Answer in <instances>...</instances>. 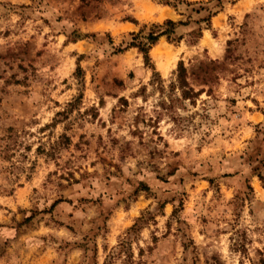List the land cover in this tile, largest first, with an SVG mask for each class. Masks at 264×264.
I'll list each match as a JSON object with an SVG mask.
<instances>
[{
	"label": "rangeland",
	"instance_id": "obj_1",
	"mask_svg": "<svg viewBox=\"0 0 264 264\" xmlns=\"http://www.w3.org/2000/svg\"><path fill=\"white\" fill-rule=\"evenodd\" d=\"M44 2L39 0L40 4ZM118 6V0H47L46 9L50 15L40 16L37 24L34 13L44 10L37 6V0H0V66L6 69L0 73L6 85L0 89V121L3 122L0 127L4 128L9 139L18 132L26 133L29 127L35 129L31 135L37 137L33 144L25 145V151L35 157L30 165L31 174L17 186L19 191L13 190L10 195L15 194L18 199L27 201L39 189L49 196L53 191L59 193L50 200L42 195L36 204L43 202L45 207L25 221V225L34 223L36 216H40L39 238L29 239L33 247L43 248L41 264H109L110 258L115 264V259L120 255L128 259L129 254L124 251L127 244L121 238L131 237L138 226L145 222L150 224L155 221L159 225L162 215L169 214L173 218L177 215L187 217L183 223L191 228V232L184 233V239L177 244V248L191 255L193 264H245V261L248 264H264V237L259 229L249 231L245 225L235 241L229 236L213 246L206 242L204 232L199 227V224L207 223L208 217L197 216L195 212L201 196L211 197L219 192L224 199L232 200L230 185L236 183L235 177L239 174L234 171L239 167L237 153L239 162L249 169L248 178L242 182L244 193L250 194L247 198L251 201L264 195V106L257 97L248 98L246 110L242 112V126L229 128L228 124H222L221 118L218 123L222 126L215 132V141L208 145L219 156L218 160L210 163L208 171L211 175L201 176L193 170L190 175L180 176L179 183L183 185L187 181L188 185L179 201L175 195L171 199L164 195L169 188L162 191V186L175 183L174 178L179 171L176 164L164 169L144 166L143 174L137 172L135 179L124 176L123 165L128 163V155L132 152L137 156L143 155L144 140L139 139L135 128L128 132V136L135 140V146L125 138L122 124L126 119L122 114L129 111L131 95H120L117 100L115 93L127 92V85L138 78V56L141 51L129 46L131 43L121 41L119 45L116 44L121 29L112 14ZM142 11L149 15L152 13L149 7ZM208 22L213 27L219 24L222 30L225 28L215 16L210 17ZM41 25L40 31H36ZM54 27L59 30H54ZM101 32L107 37V43L114 45L112 50H105L112 60L89 63L99 50V44L95 42L97 34ZM220 34L218 31L215 36L199 41L202 54L209 57L214 54L218 46L215 38ZM100 55L103 56L104 52H100ZM150 55L154 58L155 67L167 74L172 61L178 55L183 56V52L180 49L173 52L167 44L162 46L156 40ZM192 55H198L195 46ZM200 59H203V55H200ZM37 62L39 68L36 67ZM180 63L187 67L184 59ZM9 66L15 69L11 74ZM87 68L92 71H87ZM21 73L24 75L21 76ZM70 78L77 85L83 81L85 90H77L74 96L65 99L64 88L60 87L58 94L57 87L58 84L67 85L68 89H72ZM89 84L94 85L91 90L87 87ZM47 88L52 90L49 107L42 103ZM97 88L110 89L111 92L105 91L104 96L92 104ZM110 94L120 105L119 109L109 108L108 118L98 127H92L102 119ZM203 95H211V90L205 93L201 89L196 93L193 89L185 97L195 106ZM230 103L236 105L237 101L231 99ZM6 105H11L10 112L3 110ZM37 106L40 110L34 111ZM77 109L79 113L70 121L69 117ZM28 112H31V116ZM12 113L17 114L18 118L23 117V127L9 118ZM84 119H87V124L76 122ZM132 119L137 121L139 117ZM158 128V124L153 128V136L163 141V134L156 135ZM77 129H80L78 134ZM212 134L209 132L206 135ZM142 135L139 133V136ZM46 140L52 143L48 144ZM97 144L100 147L109 145L112 155L123 163L110 158L107 151L98 158L90 159L89 153L100 151ZM73 145L77 152L86 150L75 171L69 170L72 161L67 151ZM165 147H172L176 156L181 155L179 144L166 142ZM61 149H64L63 153ZM58 155L67 157L64 168L60 167ZM147 155L152 156V152ZM140 163L133 157L129 167ZM95 168L101 169L96 178L99 187L91 193L76 196L75 193L85 187L93 188L86 181ZM29 182L33 185L30 192L27 191ZM77 185H80V189L76 188ZM75 205H79L75 210L83 213V218L70 219L75 216V211L67 212L66 208ZM153 205L161 214L151 215ZM254 212L264 214V204L257 201ZM249 214H253L252 210ZM174 222L165 221L168 233H171ZM136 255H143V249L139 253H131L132 257ZM188 255H184L183 259H188Z\"/></svg>",
	"mask_w": 264,
	"mask_h": 264
},
{
	"label": "clouds",
	"instance_id": "obj_2",
	"mask_svg": "<svg viewBox=\"0 0 264 264\" xmlns=\"http://www.w3.org/2000/svg\"><path fill=\"white\" fill-rule=\"evenodd\" d=\"M118 3L119 6L112 14L121 29V33L116 38V44L119 45L121 41L125 44L134 43L137 48L143 49L138 56L140 64L138 78L127 85V92L115 93L117 100L120 95H131L129 111L122 114L126 119V122L122 124L125 129V138L135 146V140L128 136V132L135 128L139 139L144 140L143 155L137 156L135 152L128 155V163L123 165L124 176L135 179L137 172L143 174L144 166L149 169H164L168 165L176 164L179 171L174 178L175 183L171 186H162V191L164 188H169L164 195L169 199L175 195L179 201L183 190L188 185L187 181L183 185L179 183L180 176L190 175L193 170L198 171L201 176L211 175L208 171L210 163L214 159L218 160L219 156L208 148V145L215 141L217 128L222 124H228L229 128L233 125L242 126V112L246 110L250 97H257L264 106V0H118ZM46 4L47 0L44 4H40L37 0V6L44 9L34 13L37 24L40 16L50 15ZM145 7L152 9L150 15L142 11ZM213 16L224 24L223 30L219 24L213 27L208 22ZM41 27L42 25L37 27L36 31L39 32ZM54 30L59 29L54 27ZM218 31L221 34L215 38L218 46L214 54L211 57L202 54L199 41L202 38L215 36ZM150 35L156 37L162 46L167 44L173 52L177 49L183 52V56L178 55L172 61L167 74L161 73L155 67L154 58L150 55L153 47V41L149 39ZM95 43L99 44V50L89 63L110 62L112 57L108 56L105 50H112L114 45L107 43V37L103 32L97 34ZM193 46L198 53L196 57L192 55ZM100 52H104V55L101 56ZM200 55H203V59H200ZM181 59H184L187 67L180 63ZM36 67L39 68L38 62ZM86 70L92 71L91 68ZM5 71L6 69L0 66V73ZM12 71L15 69L9 66V74ZM23 75L24 73H21V76ZM185 76H187V82H185ZM69 83H73L71 78ZM5 86V80L0 78V89ZM60 87L65 90V99L74 96L77 90L81 92L85 90L83 81L79 85L73 83L72 89H68L67 85L58 84V94ZM87 87L91 90L94 85L89 84ZM193 89L196 93H199L201 89H204L205 93L211 90V95H203L194 106L190 99L185 97V94ZM105 91L111 92L110 89L97 88L96 96L91 103L96 104L97 100L104 96ZM51 93V88H47L42 101L45 107H49L52 103ZM231 99L237 101L236 105L230 103ZM111 107L119 109L120 105L112 99L110 94L108 107L103 110L102 119L92 127H98L108 118ZM10 108L11 105H6L3 110L10 112ZM33 110H40L39 106ZM52 111H55V108H52ZM77 113L79 109L69 117V120L71 121ZM28 115L31 116V112H28ZM132 117H139V120L134 121ZM222 117L223 121L220 124L218 122ZM9 118L23 127L22 116L18 118L17 114L12 113ZM76 122L88 123L87 119ZM0 123L3 122L0 121ZM157 124L159 128L156 135L163 134L165 137L163 141L153 136V128H156ZM4 126L7 127L6 124ZM33 131L35 129L29 127L26 133L18 132L9 139L5 135L4 128L0 127V205L3 206L0 207V264H41L43 248L33 247L29 239L39 238L40 216H36L34 223L25 225V221L45 207L43 202L36 204L42 195L44 199L50 200L59 194L58 191H53L49 196L43 189H39L27 201L18 199L15 194L10 195L13 190L18 192L17 186L24 183V178L31 174L30 165L35 157L25 151V145L33 144L37 140V137L31 135ZM79 131L80 129H77V134ZM209 132L213 134L206 135ZM139 133L143 135L139 136ZM45 142L52 143L51 140ZM166 142L179 144L181 155L176 156L172 147L166 148ZM97 147L100 151L89 153L90 159L98 158L107 151L110 158L115 159L117 163H123L112 155L109 145L100 147L97 144ZM201 149H207V151H201ZM67 151L72 161L69 170L75 171L80 166L82 154L86 150L81 149L77 152L73 145ZM63 152L64 149H61V153ZM149 152H152V156L147 155ZM133 157L141 163L135 167H129ZM58 158L60 167L64 168V159L67 157L61 158L58 155ZM236 159L239 167L234 171L239 174L235 177L236 183L230 185L233 192L232 200L224 199L219 192H216L211 197L201 196L196 204V215L208 217L207 223H201L199 227L204 232L206 242L213 246L221 240H227L229 236H232L235 241L244 231L245 225L249 231L259 229L261 236L264 237V214L257 215L254 212L257 201L264 204V195L249 201L247 196L250 194L244 193L242 183L248 178L249 169L239 162V153ZM100 171V168L93 169V174L86 181V184L93 185V188L85 187L82 191H77L75 195L95 191L99 187L96 178ZM32 187L33 185L29 182L27 191L30 192ZM76 188L80 189V185ZM78 208L79 205L66 208L67 212L75 211V216L70 219L83 218L84 214L75 210ZM153 208L151 215L161 214L155 205ZM250 210L253 212L252 215L249 214ZM13 217L15 219H12ZM185 219H187L186 216L177 215L173 218L169 214L162 215L159 225H156L155 221L150 224L147 222L141 224L131 237L121 238L127 247L124 245L120 247H124L129 258L125 259L123 255H120L115 259V264H193L192 256L182 253L177 248V244L184 239V233L191 232V228L183 223ZM166 220L175 221L171 233H168L165 227ZM221 233L224 235L221 236ZM141 248L143 255L131 256L133 251L139 253ZM110 251H117V249H110ZM184 255H188V259H183ZM240 259L244 258L240 257ZM109 264H112V258ZM245 264H248V261H245Z\"/></svg>",
	"mask_w": 264,
	"mask_h": 264
},
{
	"label": "trees",
	"instance_id": "obj_3",
	"mask_svg": "<svg viewBox=\"0 0 264 264\" xmlns=\"http://www.w3.org/2000/svg\"><path fill=\"white\" fill-rule=\"evenodd\" d=\"M169 23H171V21H169ZM149 39L150 40H152L153 41V44L156 42V40H157V38L156 37H154V36H149ZM129 46H135L136 47V45L134 44V43H131V44H129ZM141 52L143 51V49L142 48H138Z\"/></svg>",
	"mask_w": 264,
	"mask_h": 264
}]
</instances>
